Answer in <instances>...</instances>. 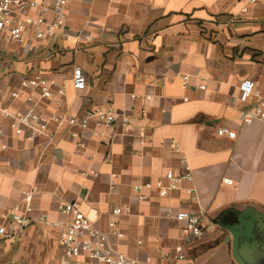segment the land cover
<instances>
[{
	"label": "crops",
	"instance_id": "crops-1",
	"mask_svg": "<svg viewBox=\"0 0 264 264\" xmlns=\"http://www.w3.org/2000/svg\"><path fill=\"white\" fill-rule=\"evenodd\" d=\"M78 68L84 89L74 88ZM34 74L50 83L47 99L21 87ZM245 82L254 91L242 102ZM261 100L264 0L250 6L247 0H74L56 39L32 48L0 45V103L11 111L81 119L112 104L116 113L111 128L51 124L54 139L32 140L3 123L0 145L8 147V166L0 177V224L29 190L34 223L12 239H0V264H98L86 255L66 261L57 230L37 222L41 215L69 221L62 208L74 201L83 214L96 212L95 226L105 233L111 211L122 209L115 218L122 237L110 241L129 258L264 264V119L250 125L240 119L242 110ZM221 127L237 138L218 137ZM141 129L146 136L137 142ZM183 158L193 180L170 190L164 176L181 174ZM90 171L98 177L83 176ZM158 180L162 188L134 191ZM181 211L203 215L218 228L181 250L175 221ZM180 253L183 261L176 260Z\"/></svg>",
	"mask_w": 264,
	"mask_h": 264
},
{
	"label": "built area",
	"instance_id": "built-area-1",
	"mask_svg": "<svg viewBox=\"0 0 264 264\" xmlns=\"http://www.w3.org/2000/svg\"><path fill=\"white\" fill-rule=\"evenodd\" d=\"M74 0H0V45L32 48L44 42L52 41L59 37L65 27L68 18V9ZM257 0H247V5H254ZM248 7H244L242 12H247ZM74 88L84 89L86 82L82 71L78 68L74 71ZM189 78L184 76L183 87L186 88ZM21 87L40 91L41 99H47L50 96V83L45 78L34 74L23 78ZM201 90L205 86L199 85ZM242 102H245L254 91L252 82H245L240 87ZM58 95L64 96L63 89L58 90ZM32 102V99H28ZM240 119L243 125H250L256 120L264 119V101L261 100L254 107L242 110ZM18 135L27 133L32 140L41 137L54 139L55 134H49L48 129L51 124L61 128L63 125L80 126L83 129L88 128L90 122H93L98 128H111L116 123V113L112 104L103 107H95L89 110L86 115L78 119L73 116L54 114L49 118H44L37 114L34 109H30L24 114H17L11 111L6 105L0 103V141L4 138L3 123ZM128 119L123 120L126 125ZM145 131L141 129L137 142L145 138ZM217 136L235 140L237 133L227 127H221L217 130ZM83 147L82 144H78ZM8 150L6 144L0 145V177L4 175V169L8 166V161L4 160L3 154ZM182 172L179 175L167 172L164 180L170 190H178L185 181L193 180L192 169L186 158L181 160ZM83 176L98 177V173L90 171ZM227 185H232L231 180H224ZM153 186L163 187V180H158L155 184L146 183L134 187L136 193L144 189H150ZM189 195H194V190H188ZM113 194H117L114 191ZM34 192L32 190L24 191L22 199L15 204L8 212L2 216L0 224V239L14 238L22 231L29 228L34 221L29 214L32 210ZM62 213L69 216L67 222H55L49 219L47 215H41L37 222L55 229L58 232V242L62 249L66 261L71 262L82 255L98 264H157L151 258L139 260L129 258L119 252L111 243L110 237H122L117 228L115 218L122 215L121 208H114L111 211L112 219L108 224V232H102L96 228L95 223L98 218L96 212L83 214L80 204L76 201L67 203L62 208ZM175 221L180 225V234L182 248L189 246L195 240H200L211 236L218 228L216 223H208L203 215H193L187 211L178 212L175 215ZM184 254L180 253L176 260L183 261ZM167 264V263H166Z\"/></svg>",
	"mask_w": 264,
	"mask_h": 264
},
{
	"label": "water",
	"instance_id": "water-1",
	"mask_svg": "<svg viewBox=\"0 0 264 264\" xmlns=\"http://www.w3.org/2000/svg\"><path fill=\"white\" fill-rule=\"evenodd\" d=\"M241 223L244 225V226H247V224L248 223H246V224H244V222L243 221H241ZM259 225H260V223H259ZM262 225V224H261ZM261 225L259 226V227H261ZM219 226H220V224H219ZM261 242H262V244L264 245V240L262 239V240H260Z\"/></svg>",
	"mask_w": 264,
	"mask_h": 264
}]
</instances>
